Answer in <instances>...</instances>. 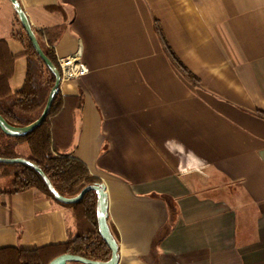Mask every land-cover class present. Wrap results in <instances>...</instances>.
Segmentation results:
<instances>
[{"label": "crops", "instance_id": "0c3cea01", "mask_svg": "<svg viewBox=\"0 0 264 264\" xmlns=\"http://www.w3.org/2000/svg\"><path fill=\"white\" fill-rule=\"evenodd\" d=\"M18 1L41 45L56 59L79 53L88 69L60 83L58 123L65 151L106 190L117 264H264V0ZM23 32L0 0L13 93L26 76ZM74 230L72 208L39 189L0 194V249Z\"/></svg>", "mask_w": 264, "mask_h": 264}, {"label": "trees", "instance_id": "16d2710c", "mask_svg": "<svg viewBox=\"0 0 264 264\" xmlns=\"http://www.w3.org/2000/svg\"><path fill=\"white\" fill-rule=\"evenodd\" d=\"M24 31V30H23ZM164 51L175 67L195 85L199 79L175 55L161 30L157 27ZM59 32L50 41L53 44ZM38 40V39H37ZM21 41L25 46L24 55L27 69L24 83L17 92H11L8 81L13 74L15 55L7 45L0 41V115L12 126H25L36 120L41 114L53 85L54 77L33 49L25 31ZM39 42V41H38ZM40 44V43H39ZM46 56L58 67L57 59L51 46L41 45ZM43 65L48 72V80L43 78L40 70ZM24 101L34 102L37 109L29 111L20 104ZM80 102L81 99L79 98ZM65 110L64 98L58 89L53 96L49 112L43 122L32 131L24 134H8L0 128V157L26 158L47 175L54 188L64 197H73L87 184L102 183L92 176L86 165L71 156L65 148V141L58 112ZM264 118V111L255 112ZM10 177V186L0 188L2 193H15L29 188H36L59 204L71 207L74 215L75 230L63 243L49 244L36 249L7 247L0 249V264H48L53 258L63 253L79 255L91 260L108 261L110 249L104 242L98 225V193L91 190L77 202L65 204L57 201L49 192L39 174L22 163L0 162V178Z\"/></svg>", "mask_w": 264, "mask_h": 264}, {"label": "water", "instance_id": "95a60500", "mask_svg": "<svg viewBox=\"0 0 264 264\" xmlns=\"http://www.w3.org/2000/svg\"><path fill=\"white\" fill-rule=\"evenodd\" d=\"M11 3L13 4L17 17L21 23V26L23 30L25 31L28 39L31 42V45L39 58L42 60V62L45 64V66L49 69L50 73L54 77V82L53 85L49 91L47 101L45 103V106L39 115V117L34 120L33 122L21 126V127H16L10 125L1 115H0V128L8 133V134H24L29 131H32L35 129L37 126H39L43 120L46 118L49 109L52 104L53 96L59 89L61 79H60V71L58 67L46 56L44 51L42 50L36 35L34 31L32 30V27L30 25V22L28 20V17L26 13L24 12L22 6L20 5L18 0H10ZM0 162L3 163H22L25 165H28L32 169H34L39 176L42 178L43 182L45 183L46 187L48 188L49 192L53 195V197L62 203L65 204H72L77 201H79L86 192L94 190L97 191L98 193V225H99V230L100 234L104 240V242L107 244V246L110 249V258L108 261H96V260H91L79 255H74L70 253H63L55 258H53L48 264H68L70 262H81L84 264H117V244L114 238L112 237V234L109 230V227L107 225V220H106V209H107V194L106 190L103 185H98V184H87L85 185L81 191L73 196V197H64L61 195L52 185L51 181L47 177V175L42 171L40 167H38L35 163L32 161L23 158V157H18V158H2L0 157Z\"/></svg>", "mask_w": 264, "mask_h": 264}, {"label": "built area", "instance_id": "2783aa9c", "mask_svg": "<svg viewBox=\"0 0 264 264\" xmlns=\"http://www.w3.org/2000/svg\"><path fill=\"white\" fill-rule=\"evenodd\" d=\"M60 79L62 81H70L85 75L88 72L86 65L81 61L80 54L60 57L57 59Z\"/></svg>", "mask_w": 264, "mask_h": 264}, {"label": "rangeland", "instance_id": "374dc122", "mask_svg": "<svg viewBox=\"0 0 264 264\" xmlns=\"http://www.w3.org/2000/svg\"><path fill=\"white\" fill-rule=\"evenodd\" d=\"M11 178L10 177H2L0 178V188H7L10 186Z\"/></svg>", "mask_w": 264, "mask_h": 264}]
</instances>
